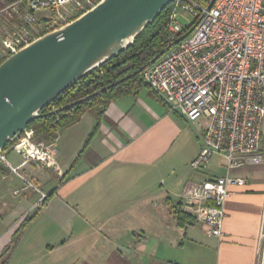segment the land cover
Segmentation results:
<instances>
[{
  "label": "crops",
  "instance_id": "1",
  "mask_svg": "<svg viewBox=\"0 0 264 264\" xmlns=\"http://www.w3.org/2000/svg\"><path fill=\"white\" fill-rule=\"evenodd\" d=\"M189 124L195 123L171 112L143 86L112 101L103 114L87 112L61 131L53 143L55 170L32 161L20 166L22 159L8 148L3 152L7 162L47 198L21 229L7 264H260L264 166L232 171L246 185L225 202L222 239L207 237L188 216L189 222L180 224L175 207L181 195L225 174L220 157L205 172L193 170L200 130ZM0 167L5 176L0 184L1 253L37 207L40 194L24 190L20 178ZM137 210L140 219L130 213ZM145 220L162 236L170 235L179 250L174 260L159 252L161 246L150 245L149 232L138 224Z\"/></svg>",
  "mask_w": 264,
  "mask_h": 264
},
{
  "label": "built area",
  "instance_id": "2",
  "mask_svg": "<svg viewBox=\"0 0 264 264\" xmlns=\"http://www.w3.org/2000/svg\"><path fill=\"white\" fill-rule=\"evenodd\" d=\"M102 1L1 0L0 59ZM170 5L169 42L192 31L144 70L142 79L171 112L198 125L200 150L191 164L193 170L207 171L214 157L224 161L223 176L194 184L180 198L182 213L207 237L220 240L225 202L246 185L232 171L264 166V0H174ZM178 10L189 17L185 26L178 21ZM44 12L48 15L36 17ZM9 148L22 159L20 166L32 161L57 169L53 143L39 140L31 129ZM0 165L21 179L24 190L40 194L39 207L44 204L46 194L19 167L10 165L3 152ZM4 178L0 173V184ZM262 245L264 264V235Z\"/></svg>",
  "mask_w": 264,
  "mask_h": 264
},
{
  "label": "water",
  "instance_id": "3",
  "mask_svg": "<svg viewBox=\"0 0 264 264\" xmlns=\"http://www.w3.org/2000/svg\"><path fill=\"white\" fill-rule=\"evenodd\" d=\"M174 0H103L68 24L37 38L0 64V153L18 141L41 110L89 73L127 50ZM212 2L208 5L209 10ZM146 64L60 112L142 73L190 32ZM54 112V113H55ZM39 206L28 214L31 220Z\"/></svg>",
  "mask_w": 264,
  "mask_h": 264
},
{
  "label": "trees",
  "instance_id": "4",
  "mask_svg": "<svg viewBox=\"0 0 264 264\" xmlns=\"http://www.w3.org/2000/svg\"><path fill=\"white\" fill-rule=\"evenodd\" d=\"M170 9L171 5L162 10L152 24L146 27L127 50L89 73L72 87L61 93L51 104L42 109L40 112L41 116L28 126V129L33 130L36 138L46 143H54L61 131L80 122L87 112L94 109L97 114H103L112 101L126 95L135 94L143 86L147 87L143 82L142 73H140L115 87L109 88L101 95L60 112H55L65 105L76 102L133 73L170 44V33L167 30ZM3 61L4 59H0V64ZM91 136L92 134L89 135L87 142ZM12 144L7 145L3 152L12 146ZM0 172L4 173L2 167H0ZM175 209V214L181 225H183L184 221L189 222V218L180 209V203ZM26 223H28V220L21 224L9 244L1 251L0 264H7L10 260L16 248L19 233Z\"/></svg>",
  "mask_w": 264,
  "mask_h": 264
},
{
  "label": "rangeland",
  "instance_id": "5",
  "mask_svg": "<svg viewBox=\"0 0 264 264\" xmlns=\"http://www.w3.org/2000/svg\"><path fill=\"white\" fill-rule=\"evenodd\" d=\"M177 13L179 15L178 21L181 23V25L185 26L188 23L189 17H187L180 10H178ZM47 15H48V12L38 13V14H36V17L37 18L38 17H45ZM92 111H96V110L93 109ZM189 126L192 127V129L194 131L199 129L198 125L196 123L195 124H189ZM213 161L216 162L215 160H213ZM213 161H212V163H213ZM187 170H190V167H188ZM170 172H168V173L170 174ZM152 211H154L156 213H160V211H157V209L155 210V208H153ZM130 213L134 217L136 216L138 219H140L142 217L141 216L142 213L139 212L138 210L137 211H131ZM147 222H148L147 220H145V222H142V223H141V221H138V224L140 226H142L143 229H145L146 231L149 232V235L151 236L150 245L153 246V247L161 246L160 249H159V252L162 253L166 258L174 260V258L178 255V251L179 250L174 246V244L172 242H170V240H172V238H170V235H167V236L163 235L162 236L161 233L157 232L158 228L154 227L153 224H148ZM135 229H137V228L132 229L131 232L133 230H135ZM102 244H103V242H100V244L98 243V246H101ZM97 249L100 251L99 248H97ZM74 256H75L74 254H71L68 257H70V258L72 257L71 259H74ZM68 257H67V261H68ZM262 257H263V245H262V248H261L260 264L262 263ZM110 260H112V258ZM118 263L119 262L117 260H112L111 261V264H118ZM205 264H208V262H205Z\"/></svg>",
  "mask_w": 264,
  "mask_h": 264
}]
</instances>
